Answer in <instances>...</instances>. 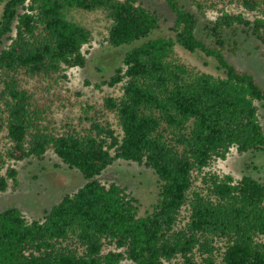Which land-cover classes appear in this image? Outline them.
Listing matches in <instances>:
<instances>
[{"label": "trees", "instance_id": "obj_1", "mask_svg": "<svg viewBox=\"0 0 264 264\" xmlns=\"http://www.w3.org/2000/svg\"><path fill=\"white\" fill-rule=\"evenodd\" d=\"M164 1L174 16L170 35L151 38L162 17L139 0H0V46L9 42L0 51L6 111L0 129L7 141L0 151V194L9 182L17 187V171L5 163L42 160L49 150L85 181L41 221H27L16 207L0 212V264H264V182L250 176L215 180V203L193 192V172L207 168L212 157L223 158L230 148L264 153L256 105L264 104V87L227 59L238 51L239 29L264 46V0H239L244 13L223 12L202 27L180 0ZM74 12H100L111 22L108 45L128 48L124 68L103 82L122 84V95L103 105L118 130L105 122L82 136H48L33 126L32 98L10 74L53 78L83 69L92 34ZM176 46L213 60L223 77L192 73L175 59ZM163 133L183 146L182 154L173 152ZM119 160L156 175L159 199L150 214L139 215V202L126 188L99 181ZM184 206L188 222L177 233ZM69 235L84 252L55 247ZM105 247L112 250L104 253Z\"/></svg>", "mask_w": 264, "mask_h": 264}, {"label": "rangeland", "instance_id": "obj_2", "mask_svg": "<svg viewBox=\"0 0 264 264\" xmlns=\"http://www.w3.org/2000/svg\"><path fill=\"white\" fill-rule=\"evenodd\" d=\"M145 7L156 11L161 17L160 28L150 37L157 38L170 35L174 16L164 0H139ZM185 7L196 14L199 26L202 27L214 20L221 13L245 12L239 0H180ZM196 5L201 6L198 10ZM3 5H0V17ZM248 19L252 15L245 13ZM73 18L91 31L92 41L83 48L86 64L83 69L63 70L53 78H35L20 71L10 74L21 90H25L32 98L34 110L33 126L44 135L62 136L76 133L85 135L95 124L108 122L117 129L114 114L107 112L103 105L107 97L119 98L122 95V84L112 88L104 85L116 69H122L123 56L127 47L113 49L107 43L111 22L100 12H74ZM13 35V34H12ZM238 51L235 55L227 54L229 62L240 71L250 72L257 82L264 87V46L253 37L239 29L237 37ZM9 44L6 40L0 51ZM174 57L179 64L194 74H206L214 78L223 77L216 71L213 60L193 55L176 46ZM4 82L3 76H0ZM5 84H0V92ZM6 99H4L5 101ZM260 123L264 129V104L256 103ZM0 115L6 118L5 103L0 97ZM2 127V126H1ZM0 127V128H1ZM118 130V129H117ZM34 132V131H33ZM162 138L176 155L183 152V146L174 141L173 136L163 133ZM7 148L6 133L0 129V151ZM17 171V187L9 188L0 194V212L16 207L21 210L27 221H41L46 211L57 205L65 195H71L80 189L85 181L76 172L67 169L56 155L47 151L42 160L29 159L23 162H7ZM2 171L4 173L5 167ZM230 176L239 181L243 176H250L264 182V153L238 154L234 148L221 157H212L209 166L201 171L193 172V192L203 200L215 203L212 182ZM102 184L116 183L131 193L139 202V215L150 214L159 199V182L150 170L137 164L116 161L99 178ZM194 202V196H191ZM189 206H184L176 218V232L186 229ZM57 249H68L77 254L85 250V246L76 241L75 236L55 244ZM112 250L105 247L103 252ZM122 264H132L124 261ZM171 264H181L180 259ZM220 264V260H217Z\"/></svg>", "mask_w": 264, "mask_h": 264}]
</instances>
